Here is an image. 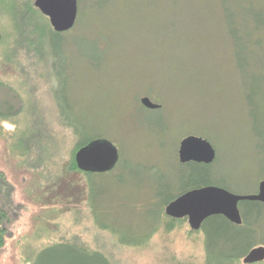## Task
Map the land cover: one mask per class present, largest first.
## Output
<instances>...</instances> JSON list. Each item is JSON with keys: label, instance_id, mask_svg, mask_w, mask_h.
I'll return each mask as SVG.
<instances>
[{"label": "rangeland", "instance_id": "obj_1", "mask_svg": "<svg viewBox=\"0 0 264 264\" xmlns=\"http://www.w3.org/2000/svg\"><path fill=\"white\" fill-rule=\"evenodd\" d=\"M231 1L102 2L77 18L54 67L30 63L18 20L0 16V204L8 215L0 264H35L55 243L64 252L97 248L112 264H226L213 222L203 233L184 218L146 245L133 244L151 229L156 189L177 194L190 184L194 169L177 158L188 135L214 148L204 167L211 185L249 194L264 179V101L238 75L225 29ZM142 96L160 107L145 108ZM66 119L83 128L81 139L110 142L119 154L109 172L92 177L104 207L98 220L87 208L85 176L64 172L59 159L74 140ZM262 212L248 238L255 246L264 245ZM237 230L227 226L221 235Z\"/></svg>", "mask_w": 264, "mask_h": 264}, {"label": "trees", "instance_id": "obj_2", "mask_svg": "<svg viewBox=\"0 0 264 264\" xmlns=\"http://www.w3.org/2000/svg\"><path fill=\"white\" fill-rule=\"evenodd\" d=\"M78 1V21L85 19L91 12L96 13V9L104 2L108 4L111 0H77ZM227 13L225 29L229 35V39L233 42V50L235 52V61L238 69V75L245 82H248L255 87V91L252 90L251 95H257L262 101H264V5L261 4V0H232L229 4L226 3ZM0 16L2 20H14L19 23V29L23 33L25 38L24 48L27 52V58L30 63L43 61L44 64H50L51 66H57L63 62L64 53L66 51L67 42L65 40L67 32H54L51 25L48 23L46 16L41 14L34 6L33 0H0ZM68 36V35H67ZM263 116V114H259ZM66 128L70 131L71 139L73 140L72 147L70 148V154L67 159L64 158L65 151L62 150V155L59 156L61 163H63V170L66 173L75 172L85 176L86 185H88L87 200L88 207L93 219L98 220L99 213L104 208L101 205L100 197L98 198V189H95L96 184L93 182V176L97 175L92 171H80L76 163L74 162V155L76 150L94 142L96 137H90L88 139H81L80 136L83 133V128H79L76 124H72L71 121L66 119ZM262 151L263 148L260 146ZM119 162V161H118ZM185 164V163H184ZM187 166H192L194 171L190 176V184L182 185L179 187L177 194L167 193L169 189L167 186L162 188L158 187L155 192L156 206L155 209L149 211L153 216V221L149 225L150 231L143 237V243L139 240L135 241V245H146L150 237L158 233V231L169 232L175 228L177 223H180L184 218L175 219L164 214V207L167 203L179 196V194L190 190L191 188L202 187L203 185H211L209 179V170L207 164L189 162ZM210 166V165H209ZM196 167V168H195ZM3 178V173L0 170V179ZM206 181V182H205ZM202 183V184H201ZM264 203L261 201H241L239 202V211L242 216V223L235 226L227 218L222 215L210 216L203 220L201 228L199 229L203 233H207L209 223L213 222L212 227H215L216 248L217 256L220 257L226 264H245L241 262V258L247 254L248 251L253 248L256 240H248L253 237L258 222L263 214ZM8 215L3 210L0 204V255L3 252L5 243L8 236ZM101 229L107 231H117L115 229H109L105 225H100ZM227 226L237 227L238 230L233 235H221L222 231ZM194 230V229H193ZM195 231V230H194ZM197 231V230H196ZM214 240V238L212 239ZM221 241H223L221 243ZM126 242V241H125ZM118 243H124L120 238L117 239ZM140 243V244H139ZM62 243H55V245L45 246L37 254L35 264H112L110 257L102 250L93 248L90 246L81 247L71 246L67 248L69 256H66V251H60L56 248ZM121 245V244H118ZM223 246L224 248H222ZM228 246V248H227ZM64 255L61 258L59 255ZM78 256L75 258V256ZM46 257L43 261V257ZM69 258V259H65ZM251 264H264L262 262H254Z\"/></svg>", "mask_w": 264, "mask_h": 264}, {"label": "water", "instance_id": "obj_3", "mask_svg": "<svg viewBox=\"0 0 264 264\" xmlns=\"http://www.w3.org/2000/svg\"><path fill=\"white\" fill-rule=\"evenodd\" d=\"M37 10L47 17L54 32H67L75 26L78 16L77 0H33ZM145 108H159L160 104L151 101L147 96L139 101ZM177 158L181 163L193 161L210 164L215 158V151L208 141L194 135H188L179 143ZM117 149L110 143L97 139L76 150L74 162L80 171L109 172L118 163ZM256 193L235 194L217 185H203L191 188L164 207V214L175 219L186 218L191 229L201 228L203 220L210 216L222 215L233 224H241L242 216L239 202L258 201L264 203V179L257 186ZM264 245L254 246L242 257L245 264L262 262Z\"/></svg>", "mask_w": 264, "mask_h": 264}, {"label": "flooded vegetation", "instance_id": "obj_4", "mask_svg": "<svg viewBox=\"0 0 264 264\" xmlns=\"http://www.w3.org/2000/svg\"><path fill=\"white\" fill-rule=\"evenodd\" d=\"M189 162H191V161H189ZM189 162H188V163H189ZM185 164H186V163H185Z\"/></svg>", "mask_w": 264, "mask_h": 264}]
</instances>
